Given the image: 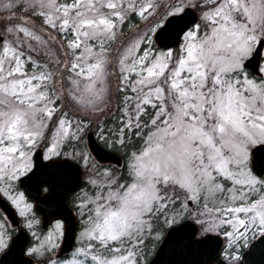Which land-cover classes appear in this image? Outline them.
Returning <instances> with one entry per match:
<instances>
[{"label": "snow or ice", "instance_id": "obj_1", "mask_svg": "<svg viewBox=\"0 0 264 264\" xmlns=\"http://www.w3.org/2000/svg\"><path fill=\"white\" fill-rule=\"evenodd\" d=\"M0 264H264V0H0Z\"/></svg>", "mask_w": 264, "mask_h": 264}, {"label": "water", "instance_id": "obj_2", "mask_svg": "<svg viewBox=\"0 0 264 264\" xmlns=\"http://www.w3.org/2000/svg\"><path fill=\"white\" fill-rule=\"evenodd\" d=\"M116 159H120V163H122V158L119 157V154H115L112 160V163L114 164L116 162Z\"/></svg>", "mask_w": 264, "mask_h": 264}]
</instances>
